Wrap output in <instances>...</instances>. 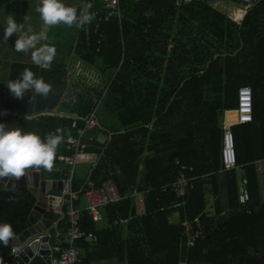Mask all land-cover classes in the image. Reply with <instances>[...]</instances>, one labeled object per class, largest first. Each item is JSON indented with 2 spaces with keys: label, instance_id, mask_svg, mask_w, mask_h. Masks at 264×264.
Segmentation results:
<instances>
[{
  "label": "trees",
  "instance_id": "trees-1",
  "mask_svg": "<svg viewBox=\"0 0 264 264\" xmlns=\"http://www.w3.org/2000/svg\"><path fill=\"white\" fill-rule=\"evenodd\" d=\"M84 26L74 55L88 65L100 64L103 73L112 72L113 77L104 89L85 87L74 105L80 119L100 106L99 127L90 133L93 142L88 149L99 160L87 178L75 180V189L82 190L88 181L100 188L113 180L123 196L136 189L153 190L106 209L109 222L137 217L124 237L118 228L97 231L82 213L83 228L97 238L80 241L82 264L110 257L118 258L119 264H180L185 258L188 264H264V202L254 166L264 160V0L249 8L233 0H193L181 7L172 0H123L122 19L101 23L99 34L86 35ZM23 68L14 65L9 81L19 79ZM26 68L52 91L30 102L31 91L14 101L8 90L6 111L22 118L0 114V123L44 141L60 134L64 155L72 120L41 115L61 105L62 86L72 78L56 62L50 70ZM245 86L253 91L254 121L232 127L237 164L245 168L250 194L241 206L236 170L221 172L220 119L237 109L239 89ZM57 153L51 171L33 170L59 179ZM175 159L192 167L188 175L196 178L183 198L185 206L177 211L166 210L175 198L161 190L178 176ZM208 180L220 184L213 192L214 217L205 215ZM36 200L32 189L8 190L0 184V224H10L18 238L29 227ZM174 212L179 215L176 225L169 222ZM46 216L56 222L51 232L54 245L66 238L68 221L55 212ZM195 219L202 234L187 249L183 223ZM14 242L9 247L0 244V264H14ZM31 264L46 261L36 257Z\"/></svg>",
  "mask_w": 264,
  "mask_h": 264
},
{
  "label": "built area",
  "instance_id": "built-area-1",
  "mask_svg": "<svg viewBox=\"0 0 264 264\" xmlns=\"http://www.w3.org/2000/svg\"><path fill=\"white\" fill-rule=\"evenodd\" d=\"M137 1V0H135ZM177 7H181L191 3L193 0H172ZM242 6L249 8L258 0H233ZM122 3L123 0H85L84 7L90 5V13L94 14L95 27L91 31L92 24L84 26V33L89 35L90 32L99 34L101 23H109L111 20L122 19ZM103 38V37H102ZM102 40L99 41V46ZM100 51V49H99ZM99 110L98 106L95 111L90 113L85 119L75 118L72 121V133L68 136L64 149L67 155H61L58 158L60 163L57 172L60 174L62 181V190L60 194L53 198V206L59 209L68 221V231L64 240H58L54 245L50 246L52 264H82L83 255L79 249V243L82 240L92 241L95 239V233L86 231L81 224V215L83 212L87 214L92 223L100 224L107 222V229L126 228L128 224L135 221L137 217L129 218L118 217L109 222L105 211L110 206H115L123 200L136 195L146 194L153 190L149 187L146 191L135 190L129 196H123L113 180H107L100 188L95 187L91 181H88L85 187L78 191L75 189V180L77 167L82 164H97L99 156L88 151L93 138L90 133L99 127ZM236 112V122L234 124H224V132L222 138L221 162L223 171H231L240 168L237 164L236 139L232 131L233 126L246 125L254 121V96L251 87L245 86L238 92V107ZM80 122L83 126H80ZM175 164L179 166V175L174 182L162 186L161 190L165 193L174 195L176 201L170 204L166 210H179L185 206L183 198L187 190L191 189L194 177H190L186 172H191L192 167L181 164L175 160ZM248 178L242 177L238 183V199L241 206H245L250 200L248 191ZM85 198V206L81 207L80 202ZM164 209L161 210L163 212ZM178 224V223H177ZM195 227V229L193 228ZM184 236L186 237L185 246L191 248L196 240L202 234V225L198 219L193 222L185 221L183 223ZM180 264H188L187 259L181 260Z\"/></svg>",
  "mask_w": 264,
  "mask_h": 264
},
{
  "label": "clouds",
  "instance_id": "clouds-1",
  "mask_svg": "<svg viewBox=\"0 0 264 264\" xmlns=\"http://www.w3.org/2000/svg\"><path fill=\"white\" fill-rule=\"evenodd\" d=\"M90 7L85 6L78 14L76 7L66 6L62 0H40V6L36 11L43 21L42 30L39 33L27 34L23 30V25L15 21L14 16L7 15L3 41L0 42L7 44L8 38L15 34L17 39L14 49L17 52L30 53L34 65L50 70L56 56V48L41 43L48 40L49 29L61 24L82 28L94 19V14L89 11ZM6 87L16 99H23L25 93L31 91L33 95L30 102L37 96L46 98L52 91V86L43 78H37L30 69H25L19 79L9 81ZM61 131L57 129L58 133ZM61 142L60 134H50L44 141L35 133H22L19 127L8 128V125L0 123V178L20 179L25 177L30 169L44 168L51 171L56 150ZM16 240L17 236L12 226L7 223L0 224V244L9 247ZM19 251L18 247H12L13 254H18Z\"/></svg>",
  "mask_w": 264,
  "mask_h": 264
},
{
  "label": "crops",
  "instance_id": "crops-1",
  "mask_svg": "<svg viewBox=\"0 0 264 264\" xmlns=\"http://www.w3.org/2000/svg\"><path fill=\"white\" fill-rule=\"evenodd\" d=\"M62 2L66 6L76 7L77 12L79 14L84 8L85 0H62ZM38 6H40V0H0V41H3L4 27H6L7 15L14 16L15 21L17 23H20L23 25V30L25 33H27V34H32V32L39 33L43 28V21L40 18V14L36 11V8ZM80 29H82V28H77L76 26L69 27V26H66L63 24L58 25V26H54V27H51L48 31V40L41 42L42 44L46 43L49 46H54L56 48V56L54 57L53 62L60 64V66L65 68L67 70V72H68V68L72 65V62H73L72 59L74 57L78 61V62L74 63V65L76 67H79L81 65V63H83V61H81L80 59H78L74 55V49L76 47V43L78 40V33L80 32ZM29 30H31V31H29ZM16 39H17V36L14 34L8 38L7 44L0 42V114L6 115L10 118L13 117V118L21 119L22 118L21 114L19 115L17 113H9L6 111L7 95H8V88L6 87V85L10 80L11 70H12V67L14 65L23 66L24 68L22 70V73L25 69H27L26 67L36 66V65H34L32 63L30 53L17 52L14 49ZM68 74L70 75V73H68ZM70 77H71V75H70ZM71 80L72 79H70L68 81L66 88H63V86H62L61 96L63 98V101H65V93H67V91L69 90L68 88L70 87ZM81 84L85 85L86 89L89 87V85L86 81L81 82ZM81 92H83V91H80L79 93L78 92L74 93V95H73V97H74L73 101H75L74 104L64 105V104H62L63 103V101H62L60 106L65 107L67 110V113L57 114L58 113L57 110H54L51 112H45L41 116H52V117H58L60 119L72 120V121L75 118H80L77 114H74L75 113L74 105L77 101H79V94ZM24 97H25V95H24ZM14 101H17V99L14 98ZM60 106H58V108ZM231 112H235V110H230V111L225 112L224 116L220 119V124H221V128H222L223 132H224V124H226V123L229 124L228 117H229V113H231ZM227 113H228V115H227ZM222 138H223V133H222L221 138H220L221 149H222ZM100 139H101V142H104L106 140V137L102 136V137H100ZM61 145H62V143H61ZM61 148L62 147L59 145L57 150H56L58 152L57 153L58 156L63 155V154H60V152L62 151ZM65 155H67V153ZM220 156H221V151H220ZM175 160H177V159H175ZM92 165L93 164H82L81 166H79V170L77 172L78 176L76 177V179L82 180V179L87 178L90 171H91ZM254 166H255L256 173L258 175L260 202L262 203V202H264V160H262V159L257 160L254 163ZM33 171H36V170H33ZM56 171H57V169H56ZM37 172H40V171H37ZM191 172H193V171H191ZM221 172H225V171H223V169H222ZM186 173L188 175V173H190V172H186ZM40 174H41L42 180H45V179L52 180V181L59 180L56 178H51L50 176L48 178L44 177L41 172H40ZM178 175H179V173H178ZM236 175H237V183H239L240 180L242 179V177H245V168L240 167V168L236 169ZM188 176H190V175H188ZM190 177H194V176H190ZM176 178H175V180H176ZM208 182L209 183L205 187L206 200H207V208L205 211V215H207L208 217H214L216 214L217 206L215 207L216 198H215L213 192H215V190L220 187V184L218 182H212L209 180H208ZM49 193L53 199L54 197H56L60 194V191L57 189L56 190L52 189ZM175 201H176V199H175ZM85 204H86L85 201L82 199L80 202V206L84 207ZM50 206H51V204H50ZM50 209H51L50 210L51 212H55V213L60 214L58 212L59 209L55 208V206H53V200H52V206L50 207ZM50 211H48V212H50ZM173 211H177V210H173ZM46 215H45V217H47ZM169 222L172 225H176L179 222V215L177 212H174V214H172V216L169 219ZM93 224H95V223H93ZM95 225H96L97 231H99V232H102L103 230H107V222H102L100 224H95ZM55 226H56V222L53 221L52 229ZM52 229L48 232L50 235H51ZM121 232H122L123 237L127 236L126 228H121L120 233ZM96 239L97 238L95 237V239H93L92 241H96ZM86 242H90V241H86ZM50 244L53 245L52 243H50ZM80 251L82 252V255L84 258V252L82 250H80ZM108 252H109V250L106 253H108ZM91 264H119V259L116 257L115 258L110 257V258H105V259H97L95 261H92Z\"/></svg>",
  "mask_w": 264,
  "mask_h": 264
},
{
  "label": "water",
  "instance_id": "water-1",
  "mask_svg": "<svg viewBox=\"0 0 264 264\" xmlns=\"http://www.w3.org/2000/svg\"><path fill=\"white\" fill-rule=\"evenodd\" d=\"M0 184H4L8 190L27 187L32 189L37 197L29 215V227L14 242V246L20 249L14 257V264H31L36 257L43 258L46 264H52L51 235L48 232L53 227V221L45 215L52 206L53 199L49 192L52 189L61 191L62 181L42 180L40 172L30 169L27 175L20 179L0 178Z\"/></svg>",
  "mask_w": 264,
  "mask_h": 264
},
{
  "label": "rangeland",
  "instance_id": "rangeland-1",
  "mask_svg": "<svg viewBox=\"0 0 264 264\" xmlns=\"http://www.w3.org/2000/svg\"><path fill=\"white\" fill-rule=\"evenodd\" d=\"M72 62V65L68 68V73H70L72 80L70 82V87L67 93H65V103L64 105H71L74 104L75 101H73L74 93L85 91V85H82L81 82L86 81L89 85V87L92 88H99L104 89L110 84V80L113 77L112 72L103 73L101 65L98 64L96 66H91L86 63H81L79 67H76L74 65L75 62H78L77 59L74 57ZM88 87V88H89ZM77 93V94H78ZM57 110V114L59 113H67V110L65 107L60 106ZM70 112V111H69ZM102 112V109H101ZM228 115V113H227ZM100 116L103 117V115L100 113ZM104 122V121H103ZM81 166V165H80ZM79 170V166L77 167V172ZM76 172V177L78 176ZM84 201L85 198H83Z\"/></svg>",
  "mask_w": 264,
  "mask_h": 264
},
{
  "label": "bare ground",
  "instance_id": "bare-ground-1",
  "mask_svg": "<svg viewBox=\"0 0 264 264\" xmlns=\"http://www.w3.org/2000/svg\"><path fill=\"white\" fill-rule=\"evenodd\" d=\"M235 117H236V113L235 112L229 113V117H228L229 124H234L236 122Z\"/></svg>",
  "mask_w": 264,
  "mask_h": 264
}]
</instances>
